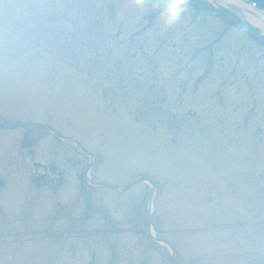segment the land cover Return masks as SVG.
<instances>
[{"label": "rangeland", "instance_id": "374dc122", "mask_svg": "<svg viewBox=\"0 0 264 264\" xmlns=\"http://www.w3.org/2000/svg\"><path fill=\"white\" fill-rule=\"evenodd\" d=\"M162 2L144 0L141 8L136 0H0V114L21 123L52 124L64 136L103 152L105 163L94 170L105 184L126 187L136 172L143 177L156 174L169 190V216L177 218L167 240L176 243L178 256L171 261L169 248L150 241L143 212L134 228L141 234L138 244L147 248L145 254L137 253L130 221L123 216L126 209L130 214L133 185L125 190L127 197L119 199L106 186L84 181L83 199L76 207L75 175L80 167L94 163L75 146L49 137L51 157L41 161L50 166L40 174L51 186H67L55 195L46 190L34 193L24 162L7 178L0 192V210L6 215L0 211L5 219L0 224V264H85L93 258V264H192L193 249L194 255L202 250L212 261H222L219 247L255 248L245 240L251 236L238 217L248 215L247 223L256 219L258 208H264V189L256 191L258 176L245 169L251 165L246 157L254 150L252 141L232 140L241 129L264 131V47L232 26H221L220 20L192 21L194 10L187 6L179 22L165 27L158 15ZM229 10L246 18L239 7ZM219 36L220 43L214 44ZM208 46L213 49L214 73L194 96L190 83L205 72ZM212 90L220 93L211 97ZM32 133L42 140L35 152L41 158L48 148L44 132ZM6 135H0V149ZM258 138L264 166V132ZM224 143L225 154L218 152ZM20 159L13 153L8 166L0 160V176L5 167L12 168L11 160ZM196 178L199 192L207 190V200L197 210L187 204L186 184L182 192L185 182L194 196ZM28 196H34L35 219L27 214L20 224L17 215ZM56 201L72 207L57 204L49 217L51 227L46 228L44 219ZM208 207L217 211L207 212ZM106 209L118 214L110 219ZM214 214L221 215V221L235 217L231 222H237V240L213 219L211 232L205 231ZM262 220L259 233L264 238ZM156 224H151V234L164 240L165 231ZM200 225L203 232L174 239L178 231ZM225 234L226 241L216 240ZM72 239L87 250L79 263H73L65 247ZM262 241L256 243L264 252Z\"/></svg>", "mask_w": 264, "mask_h": 264}, {"label": "clouds", "instance_id": "9594fccd", "mask_svg": "<svg viewBox=\"0 0 264 264\" xmlns=\"http://www.w3.org/2000/svg\"><path fill=\"white\" fill-rule=\"evenodd\" d=\"M188 0H163V7L160 10L162 23L165 27H171L182 19L186 10ZM138 7H143L144 0H136Z\"/></svg>", "mask_w": 264, "mask_h": 264}, {"label": "bare ground", "instance_id": "6f19581e", "mask_svg": "<svg viewBox=\"0 0 264 264\" xmlns=\"http://www.w3.org/2000/svg\"><path fill=\"white\" fill-rule=\"evenodd\" d=\"M206 1L212 4L226 5V6L233 5L241 8L245 13L246 20L248 21V23L256 28L261 29V31L264 32V17L256 15L251 10L241 5L238 0H206Z\"/></svg>", "mask_w": 264, "mask_h": 264}]
</instances>
